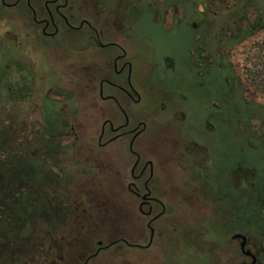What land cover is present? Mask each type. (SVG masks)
I'll list each match as a JSON object with an SVG mask.
<instances>
[{"label": "flooded vegetation", "instance_id": "1", "mask_svg": "<svg viewBox=\"0 0 264 264\" xmlns=\"http://www.w3.org/2000/svg\"><path fill=\"white\" fill-rule=\"evenodd\" d=\"M200 1L0 0V264H90L104 249L118 256L127 252L116 246L164 245L161 193L184 189L163 182L165 159L148 139L151 111L168 114L172 162L205 179L212 166L198 161L174 103L191 99L205 129L223 134L235 104L229 83L216 85L212 75L213 51L228 50L230 30L216 47L201 25L241 0ZM145 13L168 32L188 27L181 66L170 54L158 64L136 46L132 29ZM78 114L94 124L76 123ZM220 166L229 167V191H246L244 161ZM131 213L135 225L119 223ZM198 239L221 250L202 252L204 264H264V243L234 228L222 242L190 236L184 245L199 251ZM161 261L171 264L166 255Z\"/></svg>", "mask_w": 264, "mask_h": 264}, {"label": "rangeland", "instance_id": "2", "mask_svg": "<svg viewBox=\"0 0 264 264\" xmlns=\"http://www.w3.org/2000/svg\"><path fill=\"white\" fill-rule=\"evenodd\" d=\"M132 30L136 46L143 51L148 59L161 64L162 57L165 54H170L178 66H181L188 43L186 38L189 33L188 27L177 25L176 29L174 27L173 31L168 32L163 30L158 23L152 21L148 13H145L139 16ZM247 45L246 43L239 44L228 54L229 60L242 76L244 75L241 68ZM240 78L245 80L244 77ZM193 93L197 94L198 91L193 90ZM245 93L248 98L253 97L257 101L264 102V96L261 92L256 91L254 86H249L248 91ZM188 102L174 103L185 114L184 119L180 122L181 129L197 143L198 146L195 151L197 152L198 161L208 162L212 166L210 176L203 179L200 173L196 174L189 169L184 171L172 162L165 146L167 136L165 135L166 125L163 124L168 121V114L160 113L155 109L152 110L151 117L153 121L148 126L150 132L148 139L155 150L159 152V155L165 159L166 177H164L163 182L167 186H174L175 184V186L184 189V191H181L182 195L178 197H176V194L179 191H162L161 193V197L166 204V214L162 218L167 225L164 230V235L167 236L164 239L166 242L156 251L127 246L115 247L127 252L129 257L121 254L115 255L112 248L104 249L93 261L94 263L90 264H131L132 262L129 263V260L133 261V264H163L161 259L164 255L171 260V264H204V258L207 255L212 256V254L221 252L215 244L203 245L201 239H198L199 251L197 249L188 250L184 243L185 239L190 236H202L205 241L218 243L222 242L224 236L227 235L230 228L224 220L228 216L227 210L230 208L228 199L229 167L227 166L225 170L219 167H221L220 165L224 159L225 162L231 163L233 157H238L236 146L240 143L241 137L232 131H228L226 134H223L220 130L215 131V133L208 132L204 126L203 116L193 114V110L199 105L191 102V99ZM141 108L144 109L143 104ZM80 122L94 124V122L84 119L83 115L78 114L76 123ZM244 172L252 181L254 180V177L250 176V171ZM185 181L188 182V185L183 184ZM223 184L226 185L227 191H222ZM136 221L137 217L131 213L129 216L121 217L119 223L130 226L131 224L135 225ZM109 225L105 228L106 234L113 233L114 227L111 224ZM178 225L181 227L176 229ZM203 246L206 250L202 249ZM204 251H207L208 254H202ZM168 263L170 264L167 261L166 264Z\"/></svg>", "mask_w": 264, "mask_h": 264}, {"label": "trees", "instance_id": "3", "mask_svg": "<svg viewBox=\"0 0 264 264\" xmlns=\"http://www.w3.org/2000/svg\"><path fill=\"white\" fill-rule=\"evenodd\" d=\"M209 22V25L205 23L201 26L213 31L216 47L222 29L230 30L232 35L229 37L227 33L223 34L226 38L223 43L228 47L227 53L217 49L213 51L212 75L216 85L224 86L229 83L231 98L235 102L231 106L230 131L241 138L236 146L238 157H233V161H244L251 172L250 176L254 177L253 181L247 177L246 191L235 189L228 192L230 208L224 222L234 215L230 226L227 224L229 228L258 238L264 243V102L242 96L249 86H254L264 96V0H241L240 6ZM237 28L241 29L240 35L235 32ZM242 43L248 44L241 68L244 76L237 72L228 58V54ZM261 258L264 262V254Z\"/></svg>", "mask_w": 264, "mask_h": 264}, {"label": "water", "instance_id": "4", "mask_svg": "<svg viewBox=\"0 0 264 264\" xmlns=\"http://www.w3.org/2000/svg\"><path fill=\"white\" fill-rule=\"evenodd\" d=\"M238 235L242 237V239H243V244H244V242H245V236H244V235H240V234H238ZM234 236H235V235H234Z\"/></svg>", "mask_w": 264, "mask_h": 264}]
</instances>
